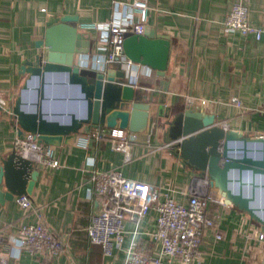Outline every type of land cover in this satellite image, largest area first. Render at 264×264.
Here are the masks:
<instances>
[{"label": "crops", "instance_id": "crops-1", "mask_svg": "<svg viewBox=\"0 0 264 264\" xmlns=\"http://www.w3.org/2000/svg\"><path fill=\"white\" fill-rule=\"evenodd\" d=\"M132 1L0 0V98L4 101L0 112V153L14 151L15 140L20 136L19 126L12 115L13 105L26 78L20 69L38 53L35 42L41 39L46 20L50 16H72L77 19L73 23L77 29L82 23H106L122 14L114 3L126 5ZM145 1L149 7L145 28L168 38L164 75L159 76L150 67L137 63L107 69L123 70L129 83L140 90L150 104L163 105L170 115L187 107L201 108L214 114L216 122L223 127L248 138L264 136V35L256 40L239 32L228 33L223 27L232 6L240 4L248 10L249 24L264 31V0ZM86 33L96 38V44L91 48L95 53L82 56L79 63L81 67L94 70V56L106 54L107 45L97 42L95 32ZM57 80L63 79L58 77ZM36 87V83H32L25 91L26 109L36 101ZM52 88H46L48 100L43 103V111L49 119L70 124L71 114L76 119L85 117L86 105L78 87L59 84L54 92ZM54 97L66 100H54ZM234 100L241 107H237ZM207 101L211 102L210 108L205 107ZM157 121L156 130L151 128L153 122H149L147 130L137 134L129 161L112 147L108 139L99 143L90 141L86 148L78 145V139L96 128L94 126H84L74 140L55 145L54 155L60 166H35L38 176L28 198L41 213L44 223L65 243V249L55 256H48L30 254L20 245L18 229L35 223L36 215L31 209H23L17 196L0 205V238L6 246L8 264L123 263V251L104 258L101 248L88 241L86 228L90 216L100 209L99 198L92 191L93 170H119L127 179L159 187L162 195L168 194L176 202L186 203L187 196L182 191L195 174L178 167L170 148L165 147L163 135L167 121ZM255 182L262 185L264 180L258 178ZM202 186L206 187L205 182ZM243 194L249 198L254 196L259 205L264 203L261 187L253 194L250 188ZM216 197L219 198L218 193ZM208 213L219 218L214 227L205 230L200 254L191 264H261L264 237L257 239L262 234L258 223L233 206L212 203ZM154 219L155 213L150 211L137 225L127 220L126 244L136 229V240L146 244L156 255L159 245L151 237ZM217 234L220 239L216 238ZM172 264L179 263L174 261Z\"/></svg>", "mask_w": 264, "mask_h": 264}, {"label": "water", "instance_id": "water-1", "mask_svg": "<svg viewBox=\"0 0 264 264\" xmlns=\"http://www.w3.org/2000/svg\"><path fill=\"white\" fill-rule=\"evenodd\" d=\"M76 21L72 16H50L41 39L35 42L38 53L32 61L21 65L20 73L26 78L12 108L19 135L30 133L40 144L59 146L74 140L84 126L141 134L147 130L149 122H153L156 130L157 119H164L167 126L163 138L178 167L190 170L199 179H206L225 206L247 213L264 234V203L259 205L254 196L249 198L243 194L249 188L252 194L256 188L264 190V183L255 182L258 178L264 180V136L248 138L223 127L216 122L214 114L201 108L187 107L170 115L163 105L150 104L146 96L129 83L123 70L98 72L81 67L82 56L94 55L91 48L96 38L79 31L73 25ZM124 38L126 58L150 67L159 76L164 75L169 52L167 37L145 28L142 35L126 32ZM58 77L63 80L58 81ZM32 83L37 85L36 101L26 109L23 97ZM58 83L80 89L86 105L85 117L76 119L71 114V123L62 124L44 113L43 103L48 100L46 88L53 87L54 92ZM54 100L66 99L54 97ZM2 102L0 98V104ZM35 168L15 151L0 153V205L17 196L31 195L38 176ZM261 264H264V252Z\"/></svg>", "mask_w": 264, "mask_h": 264}, {"label": "built area", "instance_id": "built-area-1", "mask_svg": "<svg viewBox=\"0 0 264 264\" xmlns=\"http://www.w3.org/2000/svg\"><path fill=\"white\" fill-rule=\"evenodd\" d=\"M121 10L120 16L106 23H82L80 31L95 32L97 42L107 45L106 54L95 55L92 60L94 70L102 72L108 67L119 65L129 67L133 63L124 54V34L131 32L142 35L149 7L145 0H133L126 5L114 3ZM224 30L228 33L239 32L244 36H253L259 40L264 35L260 28L248 22V10L244 5L235 4L225 17ZM237 107L241 104L234 100ZM206 108L211 102L205 103ZM4 108V103L0 104ZM154 124L151 125L153 129ZM137 134L121 130H107L96 127L85 132L78 145L86 148L90 141L99 143L104 139L112 142V147L123 153L125 160L131 157L132 145ZM149 139V138H148ZM16 154L29 160L34 166L58 168L59 161L54 155V146L40 144L34 135L24 133L15 140ZM165 147H168L166 144ZM205 182L206 187L202 186ZM92 191L99 198L100 209L90 216L86 228L88 241L99 246L104 258L113 257L116 251H123L122 264H191L199 256V247L206 229L215 226L219 216H210L208 211L212 203L224 205L217 192L210 188L206 179L192 178L182 191L187 196L186 203L176 202L168 194L162 195L159 187L125 178L119 170H93L91 173ZM18 204L23 209H31L36 222L22 225L18 229L19 241L30 254L55 256L65 249V243L44 223L41 213L27 196H19ZM153 211L155 213L154 231L151 237L159 245V252L153 255L146 244H140L133 231L132 238L125 242V222L129 220L137 225L141 219ZM263 234L257 239L262 240ZM220 239V235H216ZM126 244V245H125ZM5 247L0 238V264H8Z\"/></svg>", "mask_w": 264, "mask_h": 264}, {"label": "bare ground", "instance_id": "bare-ground-1", "mask_svg": "<svg viewBox=\"0 0 264 264\" xmlns=\"http://www.w3.org/2000/svg\"><path fill=\"white\" fill-rule=\"evenodd\" d=\"M257 204H259V203L257 202Z\"/></svg>", "mask_w": 264, "mask_h": 264}]
</instances>
